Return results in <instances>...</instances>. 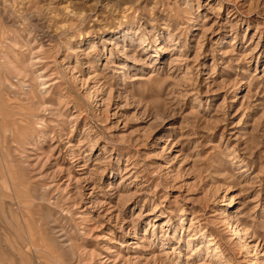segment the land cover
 I'll list each match as a JSON object with an SVG mask.
<instances>
[{
	"label": "rangeland",
	"instance_id": "1",
	"mask_svg": "<svg viewBox=\"0 0 264 264\" xmlns=\"http://www.w3.org/2000/svg\"><path fill=\"white\" fill-rule=\"evenodd\" d=\"M0 264H264V0H0Z\"/></svg>",
	"mask_w": 264,
	"mask_h": 264
},
{
	"label": "bare ground",
	"instance_id": "2",
	"mask_svg": "<svg viewBox=\"0 0 264 264\" xmlns=\"http://www.w3.org/2000/svg\"><path fill=\"white\" fill-rule=\"evenodd\" d=\"M231 224V223H230ZM234 232V231H233ZM32 233V232H31ZM237 236V235H236ZM13 248V247H12Z\"/></svg>",
	"mask_w": 264,
	"mask_h": 264
}]
</instances>
